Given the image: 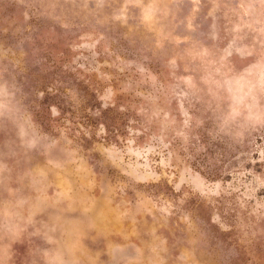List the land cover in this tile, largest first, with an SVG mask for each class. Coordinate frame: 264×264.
I'll list each match as a JSON object with an SVG mask.
<instances>
[{
  "label": "rangeland",
  "instance_id": "374dc122",
  "mask_svg": "<svg viewBox=\"0 0 264 264\" xmlns=\"http://www.w3.org/2000/svg\"><path fill=\"white\" fill-rule=\"evenodd\" d=\"M0 264H264V0H0Z\"/></svg>",
  "mask_w": 264,
  "mask_h": 264
}]
</instances>
